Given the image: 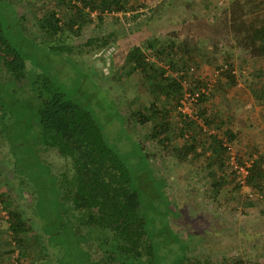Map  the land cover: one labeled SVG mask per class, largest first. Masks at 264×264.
I'll list each match as a JSON object with an SVG mask.
<instances>
[{
    "label": "rangeland",
    "instance_id": "1",
    "mask_svg": "<svg viewBox=\"0 0 264 264\" xmlns=\"http://www.w3.org/2000/svg\"><path fill=\"white\" fill-rule=\"evenodd\" d=\"M129 1L127 11L85 8L80 34L64 36L71 46L67 53L50 51L60 41L40 26L53 12L59 24L72 18L69 0H0L1 33L27 74L20 86L0 78V105L10 114L0 120L6 132L0 130V264H65L36 216L37 202L52 199L44 195L51 191L49 171L60 176L66 166L45 151L39 157L31 85L37 73L53 78L67 98L91 110L131 171L150 234L183 240L180 248L189 243L192 260L264 264V189L244 180L247 166L264 157V94L259 98L253 92L264 90V59L246 56L235 45L228 26L229 9L233 2L238 11L237 0ZM96 36L109 42L87 43ZM154 38L168 40L161 53L145 46ZM128 42L143 48L150 67L125 60L112 64L114 52ZM162 72L181 82L180 94L150 88L148 78ZM188 79L200 87L191 91ZM201 93L208 95L203 101ZM141 112L150 116L142 123L137 120ZM156 125L168 126L164 142ZM229 128L237 138L225 142L228 152L221 155L228 183L216 187L207 167L217 154L212 136L223 138ZM192 135L200 140L197 149L181 157ZM6 204L29 221L21 244L10 229Z\"/></svg>",
    "mask_w": 264,
    "mask_h": 264
},
{
    "label": "trees",
    "instance_id": "2",
    "mask_svg": "<svg viewBox=\"0 0 264 264\" xmlns=\"http://www.w3.org/2000/svg\"><path fill=\"white\" fill-rule=\"evenodd\" d=\"M69 1L74 7L72 18L59 24L60 19L56 18L53 12L44 17V22L41 23L40 27L46 35L54 38L58 36L57 41H60L57 45H50L48 49L52 52H70L71 46L64 43V36L71 34V31L80 34L87 19L85 8L105 12L127 11L132 7L129 6V0ZM237 4L238 11H234L233 2L231 4L228 26L235 45L246 56L264 59V0H237ZM1 28L0 20V47L4 48V54H0V67L9 75L0 73V78L5 83L12 82L20 86L27 77L25 66L16 49L8 45ZM106 39L99 36L89 37L87 43L101 41L99 45H105L109 42ZM167 42L154 38L145 46L155 53H161L167 47ZM111 60L112 64L121 63L122 60L132 61L137 68L142 69L151 66L143 48L129 42L124 48L114 52ZM226 75L233 78L234 82L235 76L230 71ZM148 79L151 81L149 86L154 91L180 94L182 85L177 78L165 76L162 72L158 77L151 75ZM31 80V85L36 89L34 99L37 105L34 108V116L41 148L39 157L45 151L46 154L61 158L66 164L60 176L49 171L51 191L44 195L52 199L38 201L36 208V216L43 221L42 227L48 232L51 245L57 247L60 261L65 264H213L211 260L201 257L195 260L189 258L187 254L192 251L188 248L189 243L186 246L181 244V248L179 246L183 240L169 238L167 234H158L157 231L150 234L140 193L133 187L131 171L120 153L107 141L91 110L67 98L54 79L48 75L37 73ZM199 87V81H190L191 91ZM253 92L255 96L263 97L264 90L253 89ZM207 97V94L201 93L200 99L203 101ZM201 113L205 114V111L202 110ZM9 115L2 111L0 105V120ZM148 118L150 116L143 112L137 116L141 123ZM193 123V120L188 121V124ZM156 129L157 135L161 136L159 141L164 142L168 126L156 125ZM0 130L4 131L6 136L1 123ZM236 138L237 133L230 128L224 131L223 138L212 136L213 150L217 154L213 157L214 161H209L207 167L214 176L216 187L228 183V173L225 172L226 165L221 155L228 152L225 142H232ZM198 141L199 138L192 135V143L182 147L181 157L191 150H196ZM14 159L17 169H20L21 160L15 154ZM214 165H217L215 171ZM20 171L22 172L21 169ZM233 177L235 172L230 175V178ZM244 180L255 189H264V157L253 160L247 166ZM244 180H240V183ZM39 196L40 192L38 200L41 198ZM5 208L9 214L12 234L21 244L27 237V229H30L29 221L23 217L22 212L12 209L9 204H6ZM50 215H54L52 219L49 218ZM170 256L172 257L169 258ZM222 264L228 263L225 260Z\"/></svg>",
    "mask_w": 264,
    "mask_h": 264
}]
</instances>
